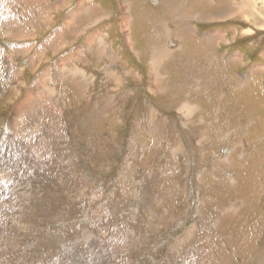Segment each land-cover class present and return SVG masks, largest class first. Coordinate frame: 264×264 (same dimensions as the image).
I'll return each instance as SVG.
<instances>
[{
    "label": "rangeland",
    "instance_id": "1",
    "mask_svg": "<svg viewBox=\"0 0 264 264\" xmlns=\"http://www.w3.org/2000/svg\"><path fill=\"white\" fill-rule=\"evenodd\" d=\"M0 264H264V0H0Z\"/></svg>",
    "mask_w": 264,
    "mask_h": 264
},
{
    "label": "crops",
    "instance_id": "2",
    "mask_svg": "<svg viewBox=\"0 0 264 264\" xmlns=\"http://www.w3.org/2000/svg\"><path fill=\"white\" fill-rule=\"evenodd\" d=\"M69 2L72 3V0H69ZM76 6H78V3H75V5L73 7H69V8H74ZM64 9H67V8L64 7ZM38 16L42 19L46 18V14H44V13H38ZM69 16H70L71 20L74 18H78V7L76 8V10L71 9V12H69ZM113 63H116V62L113 60ZM110 72H112V73L116 72L117 73V70L114 69V70H111Z\"/></svg>",
    "mask_w": 264,
    "mask_h": 264
},
{
    "label": "bare ground",
    "instance_id": "3",
    "mask_svg": "<svg viewBox=\"0 0 264 264\" xmlns=\"http://www.w3.org/2000/svg\"><path fill=\"white\" fill-rule=\"evenodd\" d=\"M158 1V0H157ZM124 21H125V19H124ZM125 27H126V25H125ZM163 55V54H162ZM162 55H158L156 58H155V60H154V63H155V65H158L159 63H160V58H158V57H163ZM37 92V91H36Z\"/></svg>",
    "mask_w": 264,
    "mask_h": 264
}]
</instances>
